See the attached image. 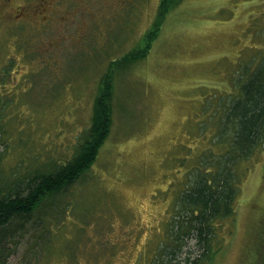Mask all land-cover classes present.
I'll return each instance as SVG.
<instances>
[{
	"label": "rangeland",
	"instance_id": "374dc122",
	"mask_svg": "<svg viewBox=\"0 0 264 264\" xmlns=\"http://www.w3.org/2000/svg\"><path fill=\"white\" fill-rule=\"evenodd\" d=\"M18 2L31 8L26 21L0 16L4 195L7 183L20 182L14 178L72 160L107 69L114 93L111 129L96 161L63 197L40 202L6 264L37 261L41 248L35 264H132L137 253L138 264H147L187 171L214 136L209 124L202 131L203 122L234 88L239 64L264 45L256 31L264 0H179L145 59L110 66L153 25L160 0H49L55 12L48 23L33 14L40 0ZM250 159L239 164L234 222L221 226L223 247L212 264H251L259 249L264 150ZM35 221L40 227L33 229ZM188 241L180 264L198 248Z\"/></svg>",
	"mask_w": 264,
	"mask_h": 264
},
{
	"label": "trees",
	"instance_id": "16d2710c",
	"mask_svg": "<svg viewBox=\"0 0 264 264\" xmlns=\"http://www.w3.org/2000/svg\"><path fill=\"white\" fill-rule=\"evenodd\" d=\"M153 25L142 35L133 50L111 64L137 62L146 58L152 43L157 39L168 10L179 0H160ZM264 37L263 26L256 30ZM264 45L246 62L239 64L230 91L219 93L220 101L203 122L202 131L213 127L214 136L210 144L201 150L196 166L187 171L185 185L175 195L176 201L167 218L165 233L156 241L153 259L147 264H180L182 248L195 240L197 249L184 259L187 264H212L215 255L223 247L217 237L221 226L234 222V204L237 203L241 161L249 162L264 150ZM113 71L107 69L100 80L94 99L89 126L79 137L72 160L65 165L47 164L44 174L34 175L28 180H18L10 185L4 195L3 179L0 176V264H6L10 255H15L18 238H23L34 210L42 200L63 197L66 189L75 184L97 159L100 148L111 129L113 108ZM234 78V76H233ZM208 103V101H207ZM207 103L203 109L206 111ZM213 106V105H212ZM213 120V121H212ZM208 140V139H207ZM54 165V166H53ZM259 191V188H258ZM256 196V195H255ZM233 216V217H232ZM37 224V225H35ZM38 222L31 228L40 227ZM224 224V225H223ZM35 225V226H34ZM258 250L251 264H264V211L258 224ZM49 244V243H48ZM12 245V248L10 247ZM34 248H31L33 250ZM38 251L37 261L40 260ZM152 251V253H153ZM194 255H190V254ZM129 256V255H128ZM132 258L130 256L129 260ZM142 255L137 253L132 264H138ZM192 258V259H191ZM75 259V258H74ZM29 260L26 264H35ZM128 259L123 264H127Z\"/></svg>",
	"mask_w": 264,
	"mask_h": 264
},
{
	"label": "flooded vegetation",
	"instance_id": "af4514ba",
	"mask_svg": "<svg viewBox=\"0 0 264 264\" xmlns=\"http://www.w3.org/2000/svg\"><path fill=\"white\" fill-rule=\"evenodd\" d=\"M49 3V0H40L33 12L34 16H39L41 18V23H48L51 19L47 16L48 13L53 14L55 12V9L52 7V3H50L51 5L48 7ZM4 6L6 8H4ZM27 7L28 5L20 3L18 0H0V16L4 14H13V18L9 17L10 20L14 22H23L26 21V18L29 15L28 12L31 10L30 7L29 9ZM6 9H8V11Z\"/></svg>",
	"mask_w": 264,
	"mask_h": 264
}]
</instances>
